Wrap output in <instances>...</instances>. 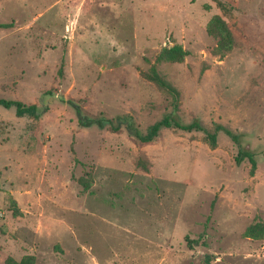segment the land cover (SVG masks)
I'll return each mask as SVG.
<instances>
[{"label":"rangeland","instance_id":"374dc122","mask_svg":"<svg viewBox=\"0 0 264 264\" xmlns=\"http://www.w3.org/2000/svg\"><path fill=\"white\" fill-rule=\"evenodd\" d=\"M0 98V264H264V0H0Z\"/></svg>","mask_w":264,"mask_h":264},{"label":"trees","instance_id":"16d2710c","mask_svg":"<svg viewBox=\"0 0 264 264\" xmlns=\"http://www.w3.org/2000/svg\"><path fill=\"white\" fill-rule=\"evenodd\" d=\"M181 54H185L183 49L179 46L174 47L170 49L167 53V55L170 58H178ZM151 78L161 84L164 87L171 88L168 83H166L163 78L154 70ZM0 105L10 108L12 106L16 107V111L18 115H24V114H31L34 116H40L43 111H41L37 105H25L21 101H14V100H6V99H1L0 98ZM177 128V129H182V130H205L203 125L198 121V119H195L193 122L189 124H182L179 120L174 118L173 116L169 115L166 116L164 119L160 120L156 124L152 125L148 131L147 134L141 135L136 133L135 128H133V124H131V131L134 132L136 137H138L141 141L143 142H151L153 141L160 133L162 128ZM219 131H224L225 133L228 134V136L236 143L239 144L240 149H239V156L237 157V162L240 163L245 159H248L252 166L255 167L257 165V160L255 159V152L247 148L245 146H242L240 143V137L236 133H234L232 130L226 128L223 125H217L216 126V131L214 133H210V138L212 140H216L217 134ZM254 227L250 228V232H253ZM252 234V233H251ZM192 242V241H191ZM190 242V243H191ZM35 257L34 256H26L22 260V264H34Z\"/></svg>","mask_w":264,"mask_h":264}]
</instances>
